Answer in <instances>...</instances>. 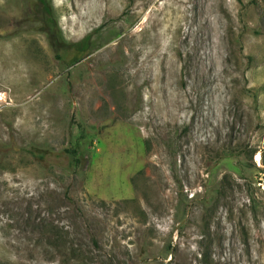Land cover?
Listing matches in <instances>:
<instances>
[{
  "label": "rangeland",
  "instance_id": "374dc122",
  "mask_svg": "<svg viewBox=\"0 0 264 264\" xmlns=\"http://www.w3.org/2000/svg\"><path fill=\"white\" fill-rule=\"evenodd\" d=\"M0 264H264V0H0Z\"/></svg>",
  "mask_w": 264,
  "mask_h": 264
},
{
  "label": "trees",
  "instance_id": "16d2710c",
  "mask_svg": "<svg viewBox=\"0 0 264 264\" xmlns=\"http://www.w3.org/2000/svg\"><path fill=\"white\" fill-rule=\"evenodd\" d=\"M43 4L45 5L46 11H49L47 4H46V3H43ZM47 20L49 21L48 26H47V29H48V31L51 33V35H54L55 27H56L57 25H55V24H54V26L51 25V24H52V20H53V18H51V17L48 16ZM68 152H69V153H72L71 151H68ZM74 154H76V153H74ZM78 161H79V160H78Z\"/></svg>",
  "mask_w": 264,
  "mask_h": 264
}]
</instances>
